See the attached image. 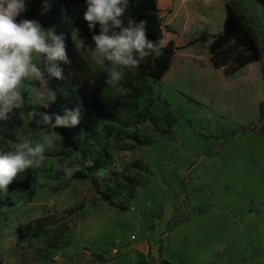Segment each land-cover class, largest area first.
Listing matches in <instances>:
<instances>
[{
  "label": "rangeland",
  "instance_id": "obj_1",
  "mask_svg": "<svg viewBox=\"0 0 264 264\" xmlns=\"http://www.w3.org/2000/svg\"><path fill=\"white\" fill-rule=\"evenodd\" d=\"M49 3L38 21L64 34L71 61L58 62L63 79L49 81L57 96L51 105L62 98L66 109L80 107L77 128L94 144L107 146L111 158L92 179H69L64 168H76V156L65 150L56 129H48L55 147H46L42 165L19 175L0 196L1 202L13 204L0 208V264H264L260 117H226L218 108L225 107L223 102L168 92L161 81L139 85L141 98L135 101L125 87L129 70L119 83L108 84V63L87 61L75 51L70 15L59 0ZM177 11L175 4L163 25L195 39L204 24L185 30ZM34 87L35 82L24 83L22 107L4 121L0 152L41 140L43 126L25 118L28 111L42 108ZM228 91L231 101V87ZM119 176L135 177L132 197L123 191L113 194ZM105 192L110 202L103 200ZM151 249L157 261L151 260Z\"/></svg>",
  "mask_w": 264,
  "mask_h": 264
},
{
  "label": "clouds",
  "instance_id": "obj_2",
  "mask_svg": "<svg viewBox=\"0 0 264 264\" xmlns=\"http://www.w3.org/2000/svg\"><path fill=\"white\" fill-rule=\"evenodd\" d=\"M130 3L131 0H86L84 20L90 30L99 25V34L92 35L94 47L85 45L79 29L71 31L75 51L83 59L101 65L108 63V84L119 83L124 70H138L149 57L161 55L160 46L147 38L146 20L137 22L128 16L125 24ZM50 6L49 0H44L41 15ZM26 10V0H0V121H8L14 110L22 107L25 82H35L32 91L39 107L48 109L57 99L49 81L63 79L58 62L71 63L63 33L57 35L54 29H45L37 20L16 22V17ZM34 57H39L40 62H35ZM25 118L43 126L41 140L16 143L12 150L0 152V196L7 194L8 186L19 175L42 165L46 147H55L48 129L76 127L81 120V108L65 109L63 115L33 109ZM86 163L92 166L93 162ZM77 170L78 167L64 168L69 179Z\"/></svg>",
  "mask_w": 264,
  "mask_h": 264
},
{
  "label": "trees",
  "instance_id": "obj_3",
  "mask_svg": "<svg viewBox=\"0 0 264 264\" xmlns=\"http://www.w3.org/2000/svg\"><path fill=\"white\" fill-rule=\"evenodd\" d=\"M175 0H131L130 6L125 14V24L127 17L131 16L137 22L140 20L147 21V38L156 42L161 48V55L149 57L147 63L140 65L138 70H129L131 80L125 84L126 90L130 92L132 98L138 101L141 98V88L147 80L161 81L166 72L171 67V62L178 50L185 49L191 43L186 39H180L174 31L166 28L163 21L171 12ZM214 0H178L176 5H206ZM264 6V0H259ZM44 0H26L27 10L16 17V22L21 20H39L41 8ZM61 6H64L70 15L74 27L79 29L81 35L94 46L92 41L93 34H99V25L90 30L88 23L84 20V12L87 5L86 0H59ZM211 62L215 69L226 68L229 76L234 75L240 69L249 64L261 61L263 58V47L259 36L254 28L247 22L241 9L232 2L227 3V15L224 22V31L221 35L216 36L214 42L209 47ZM66 103L61 98L56 105H50L48 109L39 108L40 112L64 114ZM126 103H123V107ZM110 119V116H106ZM171 120L169 126L173 125ZM4 121H0V132ZM260 123H264V103L260 106ZM58 134L64 141V148L68 154L76 156L75 165L79 170L75 171L73 178L75 180H90L92 176L106 166L107 160L111 158L107 146L100 147L92 142V136L84 134L79 128H56ZM248 129L244 128L243 133ZM253 132L254 130H249ZM148 142L141 143L147 146ZM91 160L92 166H88L87 161ZM114 175V174H113ZM118 177V175H116ZM121 182L114 185L113 194L119 191L127 193L130 197L135 194L137 182L135 177L124 176ZM118 181V178L116 179ZM123 182V184H121ZM105 202H110L108 192L102 196ZM10 202H1L0 208L12 207Z\"/></svg>",
  "mask_w": 264,
  "mask_h": 264
},
{
  "label": "crops",
  "instance_id": "obj_4",
  "mask_svg": "<svg viewBox=\"0 0 264 264\" xmlns=\"http://www.w3.org/2000/svg\"><path fill=\"white\" fill-rule=\"evenodd\" d=\"M228 2L234 3L241 9L249 25L257 32L263 47L261 61L249 64L232 76L227 74L226 68H214L209 52V47L215 37L224 31ZM175 4L177 3H173V7ZM176 9H179V12L177 11L174 15L184 20H181L183 29L190 30L193 23L199 21L204 26L200 28L199 35H195V39L179 34L180 39H186L192 45L176 52L170 69L161 80L162 86L168 92L171 89L184 91L200 102H223L225 107L218 108L220 113L226 117L240 121L259 120L260 106L264 103V6L262 3L259 0H214L203 6L176 5ZM197 12L207 14V17L201 18ZM198 39H202V41H196ZM187 57L188 59L183 61ZM229 87H231L233 95L231 101L228 95ZM256 134L264 138V132L261 129L257 130ZM158 257L157 252L151 249V260L157 261Z\"/></svg>",
  "mask_w": 264,
  "mask_h": 264
},
{
  "label": "built area",
  "instance_id": "obj_5",
  "mask_svg": "<svg viewBox=\"0 0 264 264\" xmlns=\"http://www.w3.org/2000/svg\"><path fill=\"white\" fill-rule=\"evenodd\" d=\"M133 239L135 240L136 238H135V237H133Z\"/></svg>",
  "mask_w": 264,
  "mask_h": 264
}]
</instances>
